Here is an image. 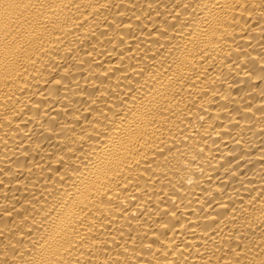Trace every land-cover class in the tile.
<instances>
[{
  "label": "bare ground",
  "instance_id": "1",
  "mask_svg": "<svg viewBox=\"0 0 264 264\" xmlns=\"http://www.w3.org/2000/svg\"><path fill=\"white\" fill-rule=\"evenodd\" d=\"M0 264H264V0H0Z\"/></svg>",
  "mask_w": 264,
  "mask_h": 264
}]
</instances>
